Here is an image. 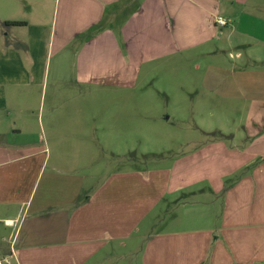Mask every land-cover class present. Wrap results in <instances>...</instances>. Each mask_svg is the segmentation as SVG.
I'll return each instance as SVG.
<instances>
[{
  "label": "crops",
  "instance_id": "crops-1",
  "mask_svg": "<svg viewBox=\"0 0 264 264\" xmlns=\"http://www.w3.org/2000/svg\"><path fill=\"white\" fill-rule=\"evenodd\" d=\"M246 3L247 0L8 1L9 11L0 13V224L5 229L17 224V231L16 248H5V257L15 255L18 264H96L93 257L101 246L96 247L92 241L110 230L114 236L127 235L151 211L138 208V204L134 208L131 203L137 184L134 172L109 178V191L113 193L120 179L132 183L129 191L119 189L117 197H109L103 189L83 196L82 177L74 172L68 150L80 143L66 140L63 133L70 126L65 117L64 123H59L55 102L50 109L46 107L51 70L47 58L73 44L71 48L78 53L74 64L78 81L103 82L105 76H113L114 83H119L117 79L126 74V81L131 83L130 71H126L131 69L130 58L151 61L206 45L217 40L219 33L227 41L235 33L242 34ZM41 7L48 13L42 15ZM219 16L229 22L217 23ZM115 30L120 32L118 36ZM120 38L123 47L118 42ZM98 53L115 62L111 74L90 65ZM52 96L60 98L55 92ZM60 112L67 115L66 110ZM46 124L51 129L50 140L41 139ZM238 154L232 169L244 165V185L229 186L218 198V208L213 203L216 193L206 204H199L196 202L202 199L198 195L206 190L189 191L190 202L183 199L178 203L184 207V214L175 213L167 222L169 228L183 230L150 238L142 249V264H264V152L244 148ZM257 159L261 162L257 163ZM201 164L194 158L179 159L176 172L167 175L165 190L171 189V176L186 183H176V189L196 183L193 180L199 176ZM150 176L148 182H153ZM152 199L153 196L146 205H151ZM219 218L218 225L215 221Z\"/></svg>",
  "mask_w": 264,
  "mask_h": 264
},
{
  "label": "rangeland",
  "instance_id": "rangeland-1",
  "mask_svg": "<svg viewBox=\"0 0 264 264\" xmlns=\"http://www.w3.org/2000/svg\"><path fill=\"white\" fill-rule=\"evenodd\" d=\"M8 1L0 0L2 15L9 11ZM42 10V15L48 13ZM241 24L242 34L235 33L228 41L219 33L217 40L168 57L130 58L131 69L126 71H130L131 83L126 74L117 79L119 83H114L113 76H105L103 82L78 81L74 66L78 53L71 48L73 44L47 58L51 70L46 107L50 109L55 102L59 123L65 117L70 126L63 133L66 140L80 143L68 150L74 172L82 177L83 196L102 189L109 197L119 189L129 191L132 183L120 179L118 190L110 192L109 178L134 172L137 184L131 203L134 208L138 204L140 209H151L127 235L114 236L110 230L92 241L101 246L93 257L96 264H142V249L150 238L183 230L169 228L167 222L175 213L184 214L178 203L190 202L189 191L206 190L198 195L203 200L198 199L199 204H206L216 193L213 203L220 207L218 198L229 186L244 185V165L232 169L238 153L244 148L264 152V0H247ZM118 42L122 45V38ZM90 65L111 74L115 62L99 54ZM120 68L123 71L122 63ZM53 92L60 98L53 97ZM35 110L38 113L37 106ZM63 110L67 115H61ZM44 131L41 139L48 140L51 129L47 124ZM188 158L202 163L193 180L197 182L176 189V183H186L171 176V189L166 191L167 175L176 172L179 159ZM149 176L153 182H148ZM152 196L151 205H146ZM158 196L162 199L156 201ZM16 231L17 224L6 229L0 224V264H18L15 255H4L5 248H16Z\"/></svg>",
  "mask_w": 264,
  "mask_h": 264
},
{
  "label": "built area",
  "instance_id": "built-area-1",
  "mask_svg": "<svg viewBox=\"0 0 264 264\" xmlns=\"http://www.w3.org/2000/svg\"><path fill=\"white\" fill-rule=\"evenodd\" d=\"M229 21L225 18V17H222V16H219L217 18V23L221 24V25H226Z\"/></svg>",
  "mask_w": 264,
  "mask_h": 264
},
{
  "label": "trees",
  "instance_id": "trees-1",
  "mask_svg": "<svg viewBox=\"0 0 264 264\" xmlns=\"http://www.w3.org/2000/svg\"><path fill=\"white\" fill-rule=\"evenodd\" d=\"M8 24H18V25H24L26 24L25 21H7Z\"/></svg>",
  "mask_w": 264,
  "mask_h": 264
}]
</instances>
